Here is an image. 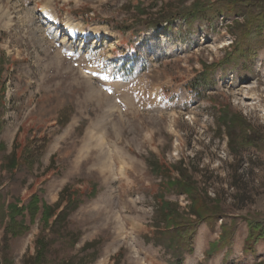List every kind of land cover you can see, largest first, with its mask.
<instances>
[{
  "label": "rangeland",
  "instance_id": "obj_1",
  "mask_svg": "<svg viewBox=\"0 0 264 264\" xmlns=\"http://www.w3.org/2000/svg\"><path fill=\"white\" fill-rule=\"evenodd\" d=\"M166 1L0 0V190L20 207L36 194L42 206L33 222L29 212L17 216L26 229L11 241L13 264L34 254L41 234L60 245L50 228L43 231V203L53 206L66 187L72 194L59 211L69 206L77 239L70 251L99 241L89 264H176L182 254L156 217L164 201L184 214L197 208L191 196L221 211L214 228L199 223L183 264H264V237L254 252L246 242L249 223H264V29L253 63L216 69L199 98L188 83L232 51L230 27L245 18L222 14L191 28L175 18L172 28L146 33L120 28L139 7L145 19ZM67 21L72 35L60 27ZM225 106L246 121L236 147L217 126ZM242 129L261 140L251 144ZM29 143L33 163L9 168L6 156ZM172 179L191 182L194 194L167 187ZM222 225L233 236L217 247ZM3 235L0 229V250Z\"/></svg>",
  "mask_w": 264,
  "mask_h": 264
},
{
  "label": "trees",
  "instance_id": "obj_2",
  "mask_svg": "<svg viewBox=\"0 0 264 264\" xmlns=\"http://www.w3.org/2000/svg\"><path fill=\"white\" fill-rule=\"evenodd\" d=\"M179 0H168L162 3L160 9L149 17L143 19L141 14L146 13L147 9L143 7H137L139 12L138 16L132 21L131 24L126 27L120 26L124 31L138 30L147 31L149 29L158 30L159 27L166 23V28L170 29L174 25V19L180 18L181 22H184L182 26L191 28L195 23L209 22L218 19L222 14L235 15L236 17H244L246 23L233 22L231 26L232 37V51H230L225 57L216 63H211L210 67H204V71L195 76L187 88L190 92L194 93L199 98H202L203 93L213 85L207 86V83L211 82L209 76L217 69H228L227 66L233 63L251 64L256 56L257 49L260 48L258 40L261 39V33L264 29V0H196L190 5H181L183 2ZM178 5L175 7L174 5ZM178 8V9H175ZM135 11V10H134ZM140 17V18H139ZM253 17V18H251ZM187 24V25H186ZM243 27V28H242ZM212 72H209V69ZM5 93V92H4ZM217 126L220 130H229V136L233 137L235 141H229L231 146L236 147L238 144L239 133L237 128L246 127V121L240 114L233 113L231 108L225 106L221 109L219 117L217 118ZM246 129H242L241 132L245 135V140H249L252 144H255L261 140L260 136L256 133L249 138L245 133ZM32 145L29 143L25 145L19 155L16 145L12 151L6 156L7 159H11L7 166L9 168H16L20 165V159L24 160L28 165L33 163V157L31 154ZM238 153V152H237ZM35 159V158H34ZM1 162V159H0ZM155 166L161 168V165L155 161ZM2 167L5 166L1 163ZM183 183V182H182ZM178 179L167 180L166 186L171 188L178 184H181V190L189 192V188H192L189 192L194 194V186L191 182L187 181L183 184ZM2 189V188H1ZM63 198L59 197L58 201L53 206H47L43 203V231H47L48 228L52 230V234L59 238V244L55 246L49 239V234H41L36 240V250L33 255H26L23 258L22 264H89L97 259V249L99 241L92 240L85 242L80 249L74 253L71 252L77 242L76 233L70 231L67 226L68 210L69 206H65L61 211L59 209L63 205L66 194H72V190L66 187L62 191ZM2 190H0V229L4 231L2 246H1V261L0 264H13L11 253V241L22 233L26 227L23 220L17 218L18 215H23L24 212H29L31 215V222L34 221L35 216L41 210V199L38 195L33 194L28 205L20 207L19 201H6L2 197ZM192 200H197L198 207L195 208L191 205L186 214L178 211L176 205L170 206V202L164 201L162 205H165L163 214L157 216V223L159 225L167 222L172 225H167L165 228L160 227V232L167 233L172 239L170 246L180 252L182 255H178L176 264H183V255L186 248L188 251H192L193 241L197 233L198 225L203 220H208L209 224L214 228L215 221H217V213L221 210L217 207V204L208 202L209 209H204V201L200 197L191 196ZM77 202V201H76ZM74 201L72 205H74ZM175 210V214L173 210ZM59 211V213H58ZM169 213V214H168ZM57 214V215H56ZM166 214L168 216H166ZM56 215L55 217H53ZM191 216L198 217L199 220L192 219ZM24 217V216H22ZM53 218V219H52ZM51 221V222H50ZM222 234L219 242H216L217 247L227 246L233 236V231L226 225H222ZM264 237V223L262 221H251L249 223V234L247 237V243L249 248L254 252V243ZM79 241V240H78ZM231 244V243H230ZM184 247V248H183ZM182 249V250H181ZM211 252H209L210 254ZM259 264H263L262 262Z\"/></svg>",
  "mask_w": 264,
  "mask_h": 264
}]
</instances>
